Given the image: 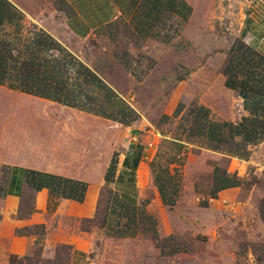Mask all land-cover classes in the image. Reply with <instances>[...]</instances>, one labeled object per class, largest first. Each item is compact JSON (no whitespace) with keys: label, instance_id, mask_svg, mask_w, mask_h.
Masks as SVG:
<instances>
[{"label":"crops","instance_id":"obj_1","mask_svg":"<svg viewBox=\"0 0 264 264\" xmlns=\"http://www.w3.org/2000/svg\"><path fill=\"white\" fill-rule=\"evenodd\" d=\"M253 2L264 6L0 0V134L9 142L0 151V264L35 248L36 264H56L59 246L66 264H90L108 242L129 244L133 264L186 256L156 242L180 225L201 226V175L210 176L206 201L239 185L229 173L241 162L239 138L221 123L235 125L247 112L222 70L236 38L257 36L254 19L240 12ZM183 116L201 125L203 141L179 129ZM228 142L231 152L222 149Z\"/></svg>","mask_w":264,"mask_h":264},{"label":"rangeland","instance_id":"obj_2","mask_svg":"<svg viewBox=\"0 0 264 264\" xmlns=\"http://www.w3.org/2000/svg\"><path fill=\"white\" fill-rule=\"evenodd\" d=\"M197 8L193 19V41L196 45H200L205 39L202 40L201 36H198L199 29L196 31V27L200 24L195 22L200 18V11ZM245 11L246 15L249 14L256 23L253 32L257 36L247 37L242 41L264 57V6L259 2H253L249 6L240 8L241 14ZM250 12H253L252 15ZM8 123L9 119H6V127ZM178 125L180 130L181 125L184 127L186 130L184 134L190 132L189 136H194L199 142L203 141L200 140L201 125H198L195 119L183 116ZM3 145L6 149L9 146L7 134H0V151L8 152ZM222 149L231 152V143L222 145ZM246 150L247 156L240 159L241 162H235L231 167L233 170L229 171L232 177L239 179L238 187L219 196L217 202L214 201L216 197L208 201L204 200V195L206 196L211 190L210 176L201 175L195 189L202 197L201 200L198 198V202L205 203L206 208L202 213L201 226L199 227L194 221L190 223L191 225L187 224V227L180 225L176 236L156 242L163 252L176 251L178 255H186L180 261L177 260L175 263L172 261L173 264H264V143L259 146H249ZM6 157L11 158L10 155ZM28 157L36 159L33 154ZM13 159L23 160L24 157H13ZM223 171L225 172V170L220 172ZM233 180L236 181L234 178ZM192 216L194 218L197 215L192 214ZM83 226L86 227L85 223L82 224ZM128 249L130 248L127 243L108 242L103 248L92 252L90 264H133L135 262L133 256L129 257L126 252ZM38 250L35 248L33 254ZM62 251L68 255V251L62 248L58 249V254L60 255ZM33 254L28 260L23 261V264H33Z\"/></svg>","mask_w":264,"mask_h":264},{"label":"trees","instance_id":"obj_3","mask_svg":"<svg viewBox=\"0 0 264 264\" xmlns=\"http://www.w3.org/2000/svg\"><path fill=\"white\" fill-rule=\"evenodd\" d=\"M222 73L224 87L235 93L241 100L242 109L247 112V116L241 117L235 125L227 122L221 123L222 127L227 130V137L239 138V141L233 144V148L237 158L242 159L248 153L246 146L264 141V57L241 39L235 40L227 51ZM60 248L67 250L66 246L56 247L53 261L56 264H66L68 255H65L64 251L59 255L58 249ZM38 255L39 250L33 254V264L36 263ZM28 259L23 257L11 260L17 264H23V261Z\"/></svg>","mask_w":264,"mask_h":264},{"label":"built area","instance_id":"obj_4","mask_svg":"<svg viewBox=\"0 0 264 264\" xmlns=\"http://www.w3.org/2000/svg\"><path fill=\"white\" fill-rule=\"evenodd\" d=\"M212 186H213V182H212Z\"/></svg>","mask_w":264,"mask_h":264}]
</instances>
